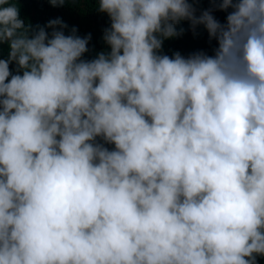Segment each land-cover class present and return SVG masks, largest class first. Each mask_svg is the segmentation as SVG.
Returning a JSON list of instances; mask_svg holds the SVG:
<instances>
[{"label":"clouds","instance_id":"9594fccd","mask_svg":"<svg viewBox=\"0 0 264 264\" xmlns=\"http://www.w3.org/2000/svg\"><path fill=\"white\" fill-rule=\"evenodd\" d=\"M92 6L94 54L0 0V264H258L264 0ZM184 21L210 52L163 50Z\"/></svg>","mask_w":264,"mask_h":264},{"label":"trees","instance_id":"16d2710c","mask_svg":"<svg viewBox=\"0 0 264 264\" xmlns=\"http://www.w3.org/2000/svg\"><path fill=\"white\" fill-rule=\"evenodd\" d=\"M20 15L33 25H43L48 19L61 17L69 26L75 25L78 34L91 33L90 45L93 52L103 47L101 33L107 26V16L99 13L92 6L94 0H66L63 6L54 7L49 0H17ZM201 6H207L208 0H199ZM221 12L217 11L216 16ZM186 31L175 38L166 39L163 42V50L171 54L172 50H179L182 54H187L193 50L205 48L210 52V45L207 42V34L201 30L199 35L194 36L187 30V22H181ZM214 43V42H213ZM6 45L0 44V57L6 52ZM89 55V54H85ZM258 264H264V257H257Z\"/></svg>","mask_w":264,"mask_h":264}]
</instances>
